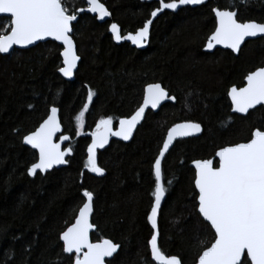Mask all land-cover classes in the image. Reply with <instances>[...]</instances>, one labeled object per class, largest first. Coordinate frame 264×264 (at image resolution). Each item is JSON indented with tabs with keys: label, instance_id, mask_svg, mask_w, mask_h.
Masks as SVG:
<instances>
[{
	"label": "trees",
	"instance_id": "16d2710c",
	"mask_svg": "<svg viewBox=\"0 0 264 264\" xmlns=\"http://www.w3.org/2000/svg\"><path fill=\"white\" fill-rule=\"evenodd\" d=\"M100 1L122 34L142 28L157 7L142 0ZM62 3L70 14L84 6V0ZM214 8L237 11L239 22L264 23V0H247V5L208 0L200 7L164 12L152 24L148 47L140 51L116 45L107 24L83 14L72 33L81 59L72 82L58 74L62 49L54 42L0 55V264H74L62 252L60 236L75 221L85 190L93 194L91 241L120 245L113 264H155L148 246L153 164L167 131L182 122L199 123L203 131L197 138L176 141L162 163L166 191L158 247L182 264L196 263L214 233L196 212L191 163L211 159L221 147L247 142L253 131L264 128V106L241 117L231 113L227 97L231 87H243L248 74L264 67V38L246 42L237 57L229 51L204 52L216 27ZM9 29V19L0 18V34ZM153 83L174 96V103L148 112L129 143L111 140L97 153L103 176L88 172L87 135L101 119L110 118L116 127L129 118ZM89 91L94 95L78 136L76 119ZM51 107L59 110L72 156L66 167L30 177L27 170L37 154L22 140Z\"/></svg>",
	"mask_w": 264,
	"mask_h": 264
},
{
	"label": "snow or ice",
	"instance_id": "6c2138e0",
	"mask_svg": "<svg viewBox=\"0 0 264 264\" xmlns=\"http://www.w3.org/2000/svg\"><path fill=\"white\" fill-rule=\"evenodd\" d=\"M206 0H160L159 8L151 12L155 18L159 12H175L181 6L202 5ZM87 12L96 13L100 20L110 16V12L98 2L87 0ZM247 5V0H240ZM236 7L230 5L229 8ZM84 11V9H80ZM216 27L209 37L207 51L217 45L231 49L233 53L241 51L247 38H264V23L239 22L237 11L213 9ZM0 14L10 20V31L0 34V54H10L14 46L26 49L38 41H55L63 46L60 53L63 66L59 73L71 79L80 57L76 54L72 36L76 14H70L62 0H0ZM148 20L135 34L123 39L131 41L137 48L145 47L149 37ZM110 30L114 39L120 42L122 37L118 26L111 24ZM94 93L88 92V101L92 102ZM228 96L231 99V110L234 113L247 115L250 109L264 106V67L246 77V86L232 87ZM174 96L159 83H153L145 89L143 104L130 119H122L119 131H112V120L101 119L96 131L91 133L92 143L88 147V159L85 167L88 172L103 176L104 170L97 165L96 150L108 143L109 136H117L127 141L132 138L136 126L144 118L145 110L158 108L165 100L175 101ZM88 105L77 117L78 134H82L84 114ZM227 126V125H225ZM199 123H180L168 131L159 157L154 162L155 190L154 204L148 221L154 234L151 236V257L157 264H182L177 257L165 256L158 247L157 217L161 202L165 196L161 162L177 137L194 136L201 132ZM61 131L58 109L52 107L50 115L22 142L35 149L39 160L27 170V175L35 177L38 172L46 173L56 165H64L65 157L71 155L72 149L61 150V143L68 141L67 135L54 143V137ZM194 167L195 208L201 223L214 232V242L204 248L198 256V264H264V128H257L251 133L247 142L221 147L211 159L196 160ZM171 183V181H169ZM86 202L78 210L75 223L60 236L63 241L62 252L74 259V264H106L118 252L119 244L109 239L102 242H90L89 234L93 231L90 217L93 214V194L83 192ZM204 242L201 241V244ZM73 254L74 258H73ZM107 264H113L111 260Z\"/></svg>",
	"mask_w": 264,
	"mask_h": 264
},
{
	"label": "water",
	"instance_id": "95a60500",
	"mask_svg": "<svg viewBox=\"0 0 264 264\" xmlns=\"http://www.w3.org/2000/svg\"><path fill=\"white\" fill-rule=\"evenodd\" d=\"M142 1H144V2H153V1H157L158 2V8H159V3H160V0H142ZM86 2H87V0H86ZM98 2H99V0H98ZM208 2V0H206V3ZM99 3H101V2H99ZM205 3V4H206ZM102 4V3H101ZM205 4H202V5H205ZM88 5V4H87ZM103 5V4H102ZM202 5H196V6H192V5H187V6H181L180 8H178L175 12H172L171 10H164V11H162V12H159L158 13V15L155 17V18H153L152 16H151V14H150V17H149V19L148 20H152V24L154 23V21L158 18V17H160L164 12H169V13H177L180 9H183V8H186V7H190V8H196V7H200V6H202ZM104 6V5H103ZM105 7V6H104ZM106 8V7H105ZM158 8H156L155 10H157ZM107 9V8H106ZM216 9H218V8H216ZM155 10H153V11H155ZM219 10V9H218ZM82 13H86V14H89V15H91V16H93V17H96V20H97V22L98 23H100V24H103V23H106V22H108V21H110L111 20V14H110V16H108V17H105V19L104 20H100L99 19V17H98V14H96V13H89V12H87V8H85L84 9V11H80V10H78V17H79V15L80 14H82ZM213 15H214V18H215V13L213 12ZM2 17H4V14H0V18H2ZM147 20V21H148ZM146 21V22H147ZM216 21V20H215ZM76 22V21H75ZM75 22H74V24H75ZM145 22V23H146ZM144 23V24H145ZM111 24H113V22L111 23ZM111 24L108 26V33L111 35V37H112V39H113V42L116 44V45H120V44H124V43H126V44H128V45H130L132 48H134V49H136V50H140V51H143V50H145L147 47H148V45H149V39H150V33H151V27H152V24L150 25V27H149V37H148V40L145 42V47H143V48H137L134 44H132L131 43V41H129V40H126V39H123V37H125V36H127V35H135L140 29H138L135 33H130V34H126V35H122L121 34V30H120V27L118 26V28H119V30H120V35H121V37H122V39H121V41L120 42H117L115 39H114V37H113V34H112V32H111V30H110V27H111ZM144 26V25H143ZM215 31V30H214ZM214 33V32H213ZM212 33V34H213ZM211 34V35H212ZM210 35V36H211ZM209 36V37H210ZM209 39V38H208ZM256 39H261V38H247L246 39V41H245V43L246 42H249V41H253V40H256ZM46 42H54V43H56L58 46H60L61 47V52L63 51V46L62 45H60L58 42H55V41H51V40H47V41H38L37 42V44L36 45H30L28 48H26V49H21V48H18V47H16V46H14V48H13V50L10 52V54L14 51V50H28V49H31V48H34V47H36L37 45H39V44H41V43H46ZM207 43H208V40H207V42H206V44H205V47H204V52H206V53H209V54H212L215 50H222V51H230L231 53H233L232 51H231V49H225V48H223L222 46H220V45H217L214 49H212L211 51H207L206 49H207ZM244 43V44H245ZM74 44H75V42H74ZM243 44V45H244ZM243 45H241V48L243 47ZM75 49H76V45H75ZM76 54H77V49H76ZM234 54V56L235 57H237L238 56V54L239 53H233ZM0 55H2V56H7V55H9V54H0ZM78 55V54H77ZM60 57H61V67L63 66V57L61 56V54H60ZM80 61H81V59L78 61V63H77V67H76V69H75V71H74V73H73V76H72V78L71 79H68V78H66V77H63L60 73H59V71H58V74L65 80V81H68V82H72L73 80H74V77H75V73H76V71H77V69H78V66H79V63H80ZM244 86H246V78H245V81H244ZM243 86V87H244ZM147 88V86L145 87V89ZM145 89H144V93H143V98H144V95H145ZM231 89V88H230ZM229 89V90H230ZM229 92V91H228ZM227 96H228V94H227ZM228 100H229V102H230V105H231V99H230V97L228 96ZM167 103H174V101H172V100H165V101H163L162 103H161V105L158 107V108H156V109H152L151 107H149L148 109H146L145 110V114H144V118L141 120V122L136 126V129H135V131L133 132V135H132V138L130 139V140H127V141H124V140H121V139H119V137H117V136H109V138H108V143L103 147V148H97V150H96V160H97V153L98 152H100V151H103L104 149H106L107 147H108V144H109V142H110V140H116V141H120V142H123V143H129L132 139H133V137H134V135H135V133H136V131H137V129L141 126V124L143 123V121H144V119H145V117H146V115H147V113L148 112H153V113H157L158 111H159V109L164 105V104H167ZM142 104H143V99H142V102H141V105L140 106H142ZM139 106V107H140ZM259 107H262V105H258L257 106V108H259ZM52 108V107H51ZM51 108L49 109V113H48V115H50V110H51ZM256 108V109H257ZM138 110V109H137ZM136 110V111H137ZM253 110H255V109H250L249 110V112H251V111H253ZM135 111V112H136ZM135 112L129 117V118H124V119H130L134 114H135ZM231 113L232 114H235V115H238V116H241V117H244V116H246V115H244V114H239V113H234V112H232V110H231ZM48 117V116H47ZM47 117L44 119V120H46L47 119ZM58 119H59V121H60V118H59V110H58ZM43 120V121H44ZM120 120H122V119H120ZM120 120H119V122H120ZM43 121L41 122V123H43ZM119 122H118V124H117V127L114 129L113 127H112V131H119V127H120V124H119ZM40 123V124H41ZM183 123H189V122H183ZM192 123V122H191ZM178 124H180V123H178ZM60 125H61V123H60ZM175 125H177V124H175ZM174 125V126H175ZM40 126V125H39ZM38 126V127H39ZM174 126H172L171 128H173ZM37 127V128H38ZM36 128V129H37ZM170 128V129H171ZM35 129V130H36ZM169 129V130H170ZM201 129H202V127H201ZM34 130V131H35ZM168 130V131H169ZM33 131V132H34ZM168 131H167V134H168ZM202 131L203 130H201V132L199 133V134H197V135H194V136H188V137H177L174 141H173V144H172V146H170V148H169V151L171 150V148L173 147V145H174V143L176 142V141H178V140H184V139H189V138H197V137H199L201 134H202ZM32 133V132H31ZM31 133H29V134H31ZM28 134V135H29ZM167 134H166V136H165V138H164V140H163V143H164V141L166 140V138H167ZM62 135H66V134H63V128H62V126H61V131L60 132H58L57 134H56V137H54V140H53V142L54 143H61L60 142V137L62 136ZM68 136V135H67ZM89 138H90V140H91V142H90V145H91V143H92V136H91V134H88L87 135ZM69 137V136H68ZM23 143V142H22ZM70 143V137H69V140L68 141H64L63 143H61V150L62 151H66L68 148H70L69 146H68V144ZM163 143H162V146H161V149H160V151L162 150V147H163ZM25 147H27V148H29V149H31V147L29 146V145H25V144H23ZM32 151H34L36 154H37V161L36 162H38V160H39V154H38V152L35 150V149H31ZM160 151H159V153H160ZM168 151V152H169ZM168 152L167 153H165V156H164V158L162 159V162H161V166H162V163H163V161H164V159H165V157H166V155L168 154ZM159 153H158V155H157V157H156V159L159 157ZM70 156H72V153H71V155H69V156H67V157H65V159H66V161H67V159L70 157ZM213 158V157H212ZM155 159V160H156ZM35 162V163H36ZM155 162V161H154ZM67 166V163L66 164H64V165H56V166H54L52 169H50L48 172H46V173H49V172H51V171H53V170H58V169H61V168H64V167H66ZM191 168L194 170V167H193V162L191 163ZM153 168H154V164H153ZM195 171V170H194ZM46 173H39L38 172V174H41V175H45ZM95 174V173H94ZM96 175V174H95ZM164 200H165V196H164V199L162 200V202H161V208H162V205H163V203H164ZM85 202H86V198H85ZM84 202V203H85ZM153 204H154V202H153ZM83 206V205H82ZM81 206V207H82ZM153 206V205H152ZM160 211H161V209H160ZM150 214H151V212H150ZM149 214V215H150ZM159 215H160V212L158 213V217H157V224H158V220H159ZM77 216H78V213H77ZM201 219H202V217H201ZM92 221V216L90 217V222ZM149 222V221H148ZM75 223V221L73 222V224ZM92 223V222H91ZM206 223V222H205ZM72 225H70L69 227H71ZM149 226H150V228H151V225H150V223H149ZM68 227V228H69ZM67 230V229H66ZM65 230V231H66ZM151 230H152V235L154 234V230L151 228ZM158 232H159V227H158ZM93 231H94V226H93ZM93 231H91L90 232V234H89V237H90V242H92L91 241V233L93 232ZM214 233V232H213ZM63 234V233H62ZM61 234V235H62ZM151 235V236H152ZM104 240V239H103ZM102 240V241H103ZM150 240H151V238H150ZM150 240H149V242H150ZM102 241H99V242H102ZM60 242L62 243V245H63V241L62 240H60ZM99 242H93V243H99ZM148 242V246H149V252H150V258H151V260L155 263V264H157V262L155 261V260H153L152 259V257H151V248H150V243ZM158 242H159V236H158ZM214 242V241H213ZM119 250V249H118ZM75 255V254H74ZM114 256H115V254H114ZM113 256V257H114ZM113 257H111V258H106V264H107V262L109 261V260H112L113 259ZM195 264H198V259H197V261H196V263Z\"/></svg>",
	"mask_w": 264,
	"mask_h": 264
},
{
	"label": "flooded vegetation",
	"instance_id": "af4514ba",
	"mask_svg": "<svg viewBox=\"0 0 264 264\" xmlns=\"http://www.w3.org/2000/svg\"><path fill=\"white\" fill-rule=\"evenodd\" d=\"M99 2H101L100 0H99ZM153 2H156L157 3V7L156 8H158V2L157 1H153ZM102 3V2H101ZM150 3V2H149ZM103 4V3H102ZM104 5V4H103ZM105 6V5H104ZM88 7V5H87V2H86V0H84V6L83 7H81V8H78V9H76V11L73 13V14H76V15H78V10H80V9H85V8H87ZM106 7V6H105ZM107 8V7H106ZM156 8H154V10L156 9ZM108 10V9H107ZM109 11V10H108ZM110 12V11H109ZM83 14H86V13H82V14H80L79 15V17H78V20H79V18H80V16L81 15H83ZM110 14H111V12H110ZM86 15H89V14H86ZM89 16H91V15H89ZM91 17H93V16H91ZM2 18H6V17H2ZM93 18H95L96 19V17H93ZM77 20V21H78ZM77 21L75 22V23H77ZM97 21V20H96ZM115 23L114 21H112V15H111V20L110 21H108V22H106V23H103V24H107L108 26L111 24V23ZM9 23H10V20H9ZM115 24H117V23H115ZM118 25V24H117ZM119 26V25H118ZM108 28V27H107ZM120 30H121V28H120ZM9 31H10V29H9ZM8 31V32H9ZM137 31V30H136ZM135 31V32H136ZM135 32H132V33H135ZM7 34V33H6ZM121 34H122V32H121ZM126 34H130V33H125V34H122V35H126ZM208 40V39H207ZM230 52V51H229ZM233 54V53H232ZM247 77V76H246ZM244 81H245V79H244ZM244 86V85H243ZM232 88V87H231ZM239 89V88H238ZM229 91V90H228ZM228 94V93H227ZM228 97V96H227ZM153 113V112H152ZM119 122V121H118ZM183 123V122H182ZM118 124V123H117ZM112 127H113V125H112ZM116 127H117V125H116ZM116 127H113L114 129L116 128ZM96 131V130H95ZM111 141V140H110ZM109 145V144H108Z\"/></svg>",
	"mask_w": 264,
	"mask_h": 264
},
{
	"label": "rangeland",
	"instance_id": "374dc122",
	"mask_svg": "<svg viewBox=\"0 0 264 264\" xmlns=\"http://www.w3.org/2000/svg\"><path fill=\"white\" fill-rule=\"evenodd\" d=\"M10 24V23H9ZM89 101L87 100V105H89ZM79 116V115H78ZM76 125H77V134L81 131L78 129V124H77V119H76ZM82 133H83V129H82ZM81 134H78V136H80Z\"/></svg>",
	"mask_w": 264,
	"mask_h": 264
}]
</instances>
